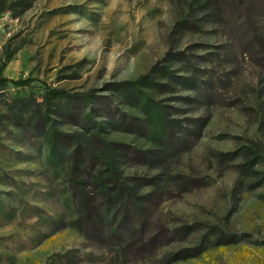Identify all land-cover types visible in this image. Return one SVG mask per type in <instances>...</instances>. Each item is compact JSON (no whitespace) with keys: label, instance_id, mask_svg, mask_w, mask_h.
I'll return each instance as SVG.
<instances>
[{"label":"rangeland","instance_id":"obj_1","mask_svg":"<svg viewBox=\"0 0 264 264\" xmlns=\"http://www.w3.org/2000/svg\"><path fill=\"white\" fill-rule=\"evenodd\" d=\"M236 1L0 0V78H32L0 86V264H264V0Z\"/></svg>","mask_w":264,"mask_h":264},{"label":"trees","instance_id":"obj_2","mask_svg":"<svg viewBox=\"0 0 264 264\" xmlns=\"http://www.w3.org/2000/svg\"><path fill=\"white\" fill-rule=\"evenodd\" d=\"M259 0H237L236 1V5L237 7L240 9L241 13L246 17H250L252 14H253V11L255 9L258 8V5H259ZM146 77H140L136 80H133V81H129L127 82L126 84H131V85H137L139 84L140 82H142L143 80H145ZM32 81V78H25V79H9V78H6V77H1L0 78V86L1 85H5L7 83H12L14 85H17V86H23V85H26V84H29L30 82ZM117 183V180H114L112 182L113 185H115ZM118 185V192H123L125 193L122 189L123 187L121 186V184L117 183ZM129 191L131 190L130 188H128ZM129 191L128 193L126 192V194L129 195ZM143 204H145V201L142 202ZM80 205V212L78 214V216L76 217V224L78 226V230L84 235L86 236L87 238H91L93 234H97L96 233V230H94V228H91L92 229H84V227L81 225L82 224V220L86 219L87 218H90V215H89V207L87 206V204L83 201H81L79 203ZM86 204V205H85ZM82 206V207H81ZM144 208V207H143ZM87 214V216H86ZM91 231V232H90ZM90 232V233H89Z\"/></svg>","mask_w":264,"mask_h":264}]
</instances>
